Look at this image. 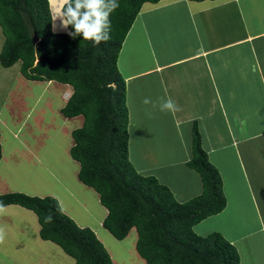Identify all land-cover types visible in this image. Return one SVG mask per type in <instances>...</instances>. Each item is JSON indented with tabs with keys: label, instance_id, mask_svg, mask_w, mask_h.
Listing matches in <instances>:
<instances>
[{
	"label": "crops",
	"instance_id": "obj_1",
	"mask_svg": "<svg viewBox=\"0 0 264 264\" xmlns=\"http://www.w3.org/2000/svg\"><path fill=\"white\" fill-rule=\"evenodd\" d=\"M118 67L127 85L130 160L139 174L155 177L179 203L202 195L201 176L188 165L197 126L202 148L222 177L227 207L194 231L202 237L224 234L239 254L243 240L255 235L264 239V0L145 4L126 38ZM20 78L24 77L15 75L5 86L14 88ZM65 86L70 89L65 94H72ZM145 98L151 103L144 104ZM162 98H171L176 110L160 111ZM3 163L2 154L0 168ZM76 165V185L84 189L82 193L88 191L89 198L67 187L61 193L67 194L70 204L79 198L87 204L93 192L101 205L99 195L79 180ZM13 186L9 169L0 176V195L53 196L63 212L78 221L66 211L60 189L40 193L37 189L43 186L38 184L34 195ZM101 209L98 226L104 228L108 210ZM252 217L259 223L249 229ZM237 220L241 225L234 226ZM40 230L34 212L18 205L0 208V264H76L59 246L42 240ZM136 243L137 239L135 253ZM263 245H256V250Z\"/></svg>",
	"mask_w": 264,
	"mask_h": 264
},
{
	"label": "trees",
	"instance_id": "obj_2",
	"mask_svg": "<svg viewBox=\"0 0 264 264\" xmlns=\"http://www.w3.org/2000/svg\"><path fill=\"white\" fill-rule=\"evenodd\" d=\"M160 1L119 0L110 17L111 38L94 46L53 32L49 0H0V65L21 64L20 73L29 81L71 87L61 113L67 119L83 117L84 123L72 132L70 154L80 165L79 180L108 210L103 227L115 239L123 241L136 229V251L146 264H241L239 251L222 234L202 237L194 231L227 207L222 177L202 148L197 126L188 165L201 176L199 197L179 203L167 186L139 174L130 160L127 85L118 61L143 6ZM10 205L34 212L41 239L59 246L76 264H114L94 231L79 227L56 198L0 195V208Z\"/></svg>",
	"mask_w": 264,
	"mask_h": 264
},
{
	"label": "rangeland",
	"instance_id": "obj_3",
	"mask_svg": "<svg viewBox=\"0 0 264 264\" xmlns=\"http://www.w3.org/2000/svg\"><path fill=\"white\" fill-rule=\"evenodd\" d=\"M66 3L67 0H49L52 16L56 8ZM56 25V27L52 25L53 32L67 33L60 28L59 20L56 21ZM3 42L4 36L0 27V51ZM20 68L21 64H17L8 73L0 65V110L4 111V116L0 119V132L2 134H0V142L4 155L0 176L10 169L13 187L16 186L15 191L22 189L23 186L27 190L22 191L35 195L37 193L33 191L39 184L43 186L40 193L53 189L57 191L60 189L61 193L63 188L67 187L73 192L79 193L78 196L86 195L88 197L86 190V193H82L79 188L71 189V185L76 184L78 168L76 165L78 163L72 159L70 154V150L75 144L71 131L82 127L84 119L78 117L69 120L61 113L68 100H64V94L70 89L57 82L29 81L24 78L16 80L13 83L15 84L14 88L6 87L5 82L12 84L10 80H13L15 75L21 77ZM4 103L5 107L2 108ZM80 188L82 189V187ZM89 192L91 194V191ZM61 194L62 196L59 197L68 214L74 215L80 226L93 228L94 232L96 230L101 241L106 243L107 247L103 245L108 250L114 264H146L134 251V242L136 239L138 240L136 232L129 235L128 239L119 241L114 239L104 228H99V215L103 210L101 209L102 205L95 200V193L92 192V198L87 206L82 203L81 198L76 203L70 204V200L66 198L67 194ZM241 222L242 220L235 221L234 226L241 225ZM258 223V220L252 217L251 228L249 229H253V226ZM243 231L245 230L243 229ZM209 234L211 233L205 235ZM263 243L264 239L259 235L250 236L240 242L238 248H240L242 259H244L242 264H264V245L260 251L256 250V245ZM32 246L36 245L33 244ZM30 249L33 250L31 247Z\"/></svg>",
	"mask_w": 264,
	"mask_h": 264
},
{
	"label": "clouds",
	"instance_id": "obj_4",
	"mask_svg": "<svg viewBox=\"0 0 264 264\" xmlns=\"http://www.w3.org/2000/svg\"><path fill=\"white\" fill-rule=\"evenodd\" d=\"M119 6V0H67L66 4L54 10L52 22L56 27V21L59 20L60 28L67 31L71 38L90 41L94 46H99L111 38L110 17ZM143 103L149 104L151 101L145 98ZM159 109L175 111L176 104L171 98H162Z\"/></svg>",
	"mask_w": 264,
	"mask_h": 264
},
{
	"label": "bare ground",
	"instance_id": "obj_5",
	"mask_svg": "<svg viewBox=\"0 0 264 264\" xmlns=\"http://www.w3.org/2000/svg\"><path fill=\"white\" fill-rule=\"evenodd\" d=\"M63 174V173H62ZM65 176V175H64ZM60 177H62V176H60ZM66 177V176H65ZM68 178V177H67ZM61 179V178H60ZM69 180V179H68ZM71 180V179H70ZM69 180V181H70ZM73 182V181H72ZM75 182V181H74ZM58 184V183H57ZM66 184V183H65ZM78 185V184H77ZM75 183H73L72 185H71V189H73V188H78V186H77ZM16 187V186H15ZM69 187V186H68ZM19 188H21V187H19ZM22 189H25V187H23L22 186ZM70 189V188H69ZM38 191H40L41 192V190L40 189H37ZM78 190V189H77ZM80 190V192H82L81 191V189H79ZM76 193V192H75ZM89 198V197H88ZM85 203V202H84ZM87 205V204H86ZM73 208V207H72ZM69 209H70V207H69ZM95 213V212H94ZM97 216H98V214H97ZM133 254V253H132Z\"/></svg>",
	"mask_w": 264,
	"mask_h": 264
},
{
	"label": "built area",
	"instance_id": "obj_6",
	"mask_svg": "<svg viewBox=\"0 0 264 264\" xmlns=\"http://www.w3.org/2000/svg\"><path fill=\"white\" fill-rule=\"evenodd\" d=\"M66 95V97H65V99H69L70 97H71V94H69V93H67V94H65ZM68 96V97H67Z\"/></svg>",
	"mask_w": 264,
	"mask_h": 264
}]
</instances>
